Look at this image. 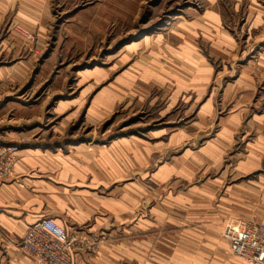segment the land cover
<instances>
[{
    "label": "crops",
    "instance_id": "crops-1",
    "mask_svg": "<svg viewBox=\"0 0 264 264\" xmlns=\"http://www.w3.org/2000/svg\"><path fill=\"white\" fill-rule=\"evenodd\" d=\"M203 1L193 17L133 41L130 56L117 52L113 72L68 70L70 52L50 48L53 0H0V129L6 144L21 143L0 183V264H36L19 243L45 218L67 230L72 264H142L157 225L219 232L227 220L264 223V49L244 63L223 0ZM225 1L235 12L246 3L255 25L241 30L264 32V0ZM94 14L106 24L104 11ZM67 26L74 48L69 34L92 28ZM130 103L162 104V128L95 141Z\"/></svg>",
    "mask_w": 264,
    "mask_h": 264
},
{
    "label": "rangeland",
    "instance_id": "rangeland-1",
    "mask_svg": "<svg viewBox=\"0 0 264 264\" xmlns=\"http://www.w3.org/2000/svg\"><path fill=\"white\" fill-rule=\"evenodd\" d=\"M231 3L223 0L220 8L224 14V25L233 32L239 46L237 52L245 58V63L246 59L256 56L258 51L264 49V43L259 47L256 43H251L264 42V32L249 33L241 30L242 25L245 27L255 23L246 18V3L240 6L239 12H235ZM53 5L55 11L51 26L50 48L57 47L62 54L70 52L67 56L70 60L68 70H73L72 68L80 64L83 67L108 70L112 67L113 72L115 66H119V62L116 64L115 60L117 52L123 51L125 57L130 56V44L133 41L143 35L164 33L176 20L191 18L207 7L203 0H53ZM98 7H101V10ZM95 11L99 14L104 11L107 25L103 23V17L101 24L99 23L100 18L94 14ZM257 19L259 20V17ZM260 19V26L264 28V16ZM74 20L77 23L80 20L85 24L90 21L92 24V28H89L90 32L77 31L75 34H69L75 39L78 48L76 46L74 48L70 42H64L69 39L68 31L64 28ZM80 47L84 49L81 50ZM162 108V104L152 105L149 108L147 105L137 107L132 103L121 106L97 129L94 140L104 142L129 132L147 137V130L162 128V120H164L160 114ZM179 109L176 108L177 112L172 116L173 124L184 116L181 107ZM227 111V107L223 108L221 115ZM74 131L76 127L71 128L69 133L72 134ZM84 133L89 131L81 132ZM4 138L9 137H6L4 130L0 129V147H21V143L6 144ZM62 143L65 144L66 141ZM158 195L157 201L160 199ZM231 221L233 220H227L219 232H208L206 226L199 224L157 225L155 241L153 243L151 240L148 244L149 257L146 255L142 264L147 262L150 264H241L239 263L241 260L232 253L228 241L223 236L224 228ZM140 233L139 239L144 240L146 235L143 233L146 232ZM144 246L147 250V242Z\"/></svg>",
    "mask_w": 264,
    "mask_h": 264
},
{
    "label": "built area",
    "instance_id": "built-area-1",
    "mask_svg": "<svg viewBox=\"0 0 264 264\" xmlns=\"http://www.w3.org/2000/svg\"><path fill=\"white\" fill-rule=\"evenodd\" d=\"M35 46L39 44L36 36L19 27L15 28ZM4 98V88L0 83V102ZM20 148L0 147V183L7 180ZM19 243L20 250L36 264H72L68 254L72 241L67 230L50 218L30 225ZM230 250L246 264H264V223L233 220L223 231Z\"/></svg>",
    "mask_w": 264,
    "mask_h": 264
}]
</instances>
